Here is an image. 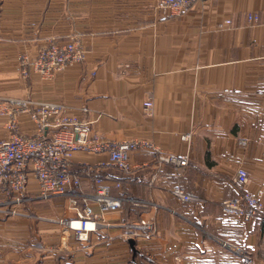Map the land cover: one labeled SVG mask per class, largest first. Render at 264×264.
Returning <instances> with one entry per match:
<instances>
[{"label": "crops", "instance_id": "obj_1", "mask_svg": "<svg viewBox=\"0 0 264 264\" xmlns=\"http://www.w3.org/2000/svg\"><path fill=\"white\" fill-rule=\"evenodd\" d=\"M157 3L0 0V101L61 103L93 134L147 140L164 154L188 159L175 169L137 151L132 171L122 174L108 154L76 153L74 171L92 166L120 175L122 209L84 240L62 222L77 217L69 197L41 201L37 221L0 213V264H117L124 260L119 248L132 264L131 239L156 264H264V210L252 222L222 212L239 194L234 177L240 169L248 172L247 189L264 202V0H200L174 20H166ZM250 14L259 15V23L249 26ZM75 30L85 33L84 63L51 80L34 71L26 81L21 77V55L34 60L46 39L66 41ZM146 101L153 103L150 112ZM20 127L36 132L27 115ZM187 132L190 143L182 140ZM7 137L0 115V141ZM175 185L198 201L175 199ZM30 191L38 194L35 182ZM94 191L83 181L77 193ZM226 242L251 258L245 261Z\"/></svg>", "mask_w": 264, "mask_h": 264}, {"label": "built area", "instance_id": "obj_2", "mask_svg": "<svg viewBox=\"0 0 264 264\" xmlns=\"http://www.w3.org/2000/svg\"><path fill=\"white\" fill-rule=\"evenodd\" d=\"M199 1L158 0L157 10L166 20H174L189 13ZM259 21L257 14L248 16L249 26ZM86 59L85 33L75 30L66 41L55 37L46 39L39 45L34 60L21 55L19 70L25 81L33 71L42 79L51 80L56 73L68 66L82 64ZM152 106V101L144 103L147 112L151 111ZM0 115L6 119L8 132V137L0 141V212L17 215L19 208L31 200L69 197L77 217L64 224L78 240H84L88 232L96 231L108 214L119 212L125 198L114 193L115 189L120 192L124 185L119 174H102L99 167L92 166L74 171L76 153L108 154L110 165L122 174L132 171L131 154L137 151L149 153L175 169L188 165L187 158L164 154L147 140H113L93 134L86 122L69 115L67 107L61 103L37 101L30 97L7 98L0 101ZM23 115L35 123V133L21 131L20 118ZM182 140L190 143L192 132L185 133ZM83 181L94 185L92 195L86 197L77 193ZM248 181V172L238 170L234 184L239 194L223 203L222 212L252 222L261 218L264 202L247 189ZM32 182L39 190L36 196L30 191ZM171 194L183 203L198 201L180 185L173 186ZM79 199L85 203L82 208ZM142 225L151 228L143 221ZM224 245L246 260L251 258V253L242 247L227 242Z\"/></svg>", "mask_w": 264, "mask_h": 264}, {"label": "rangeland", "instance_id": "obj_3", "mask_svg": "<svg viewBox=\"0 0 264 264\" xmlns=\"http://www.w3.org/2000/svg\"><path fill=\"white\" fill-rule=\"evenodd\" d=\"M84 33V32H83ZM50 199H43V200H41V199H35V200H31V201H29V202H26L24 205H22L20 208H19V213L17 214V215H12V214H7V213H3V212H0V213H3V216H2V218H9V217H20V216H25V217H27V218H30V220H32V221H37V217H38V213H37V209H40L41 208V206H43L45 203H43V202H41V201H44V202H46V201H49ZM71 205H73L72 204V201L71 200H69L68 201ZM65 203H67V201L66 200H63V206H67L68 205V203L67 204H65ZM1 219V218H0ZM67 221V219H63L62 220V222H63V224H64V222H66ZM105 251L106 250H108V249H104ZM119 254H120V256H122V258L124 259V260H119V262L117 263V264H126V256L128 255V254H130L129 252H126V250H124V249H122V248H119ZM126 255V256H125ZM109 258V257H108ZM245 261H248V260H246L245 259Z\"/></svg>", "mask_w": 264, "mask_h": 264}, {"label": "trees", "instance_id": "obj_4", "mask_svg": "<svg viewBox=\"0 0 264 264\" xmlns=\"http://www.w3.org/2000/svg\"><path fill=\"white\" fill-rule=\"evenodd\" d=\"M124 193V185L122 190L120 191V195L122 196ZM82 208L83 206L80 205ZM132 264H156L155 261L150 258L146 253L143 251L137 250L136 253L133 256Z\"/></svg>", "mask_w": 264, "mask_h": 264}, {"label": "water", "instance_id": "obj_5", "mask_svg": "<svg viewBox=\"0 0 264 264\" xmlns=\"http://www.w3.org/2000/svg\"><path fill=\"white\" fill-rule=\"evenodd\" d=\"M135 241L133 239L130 240V245L132 247V249L136 252V247H135Z\"/></svg>", "mask_w": 264, "mask_h": 264}, {"label": "bare ground", "instance_id": "obj_6", "mask_svg": "<svg viewBox=\"0 0 264 264\" xmlns=\"http://www.w3.org/2000/svg\"><path fill=\"white\" fill-rule=\"evenodd\" d=\"M75 225H76V226H80V224H78V223H75Z\"/></svg>", "mask_w": 264, "mask_h": 264}]
</instances>
